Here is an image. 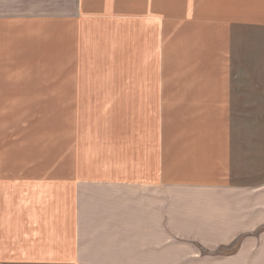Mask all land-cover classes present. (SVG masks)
<instances>
[{"label":"crops","instance_id":"crops-1","mask_svg":"<svg viewBox=\"0 0 264 264\" xmlns=\"http://www.w3.org/2000/svg\"><path fill=\"white\" fill-rule=\"evenodd\" d=\"M146 2L0 0V264H264V0Z\"/></svg>","mask_w":264,"mask_h":264},{"label":"rangeland","instance_id":"rangeland-1","mask_svg":"<svg viewBox=\"0 0 264 264\" xmlns=\"http://www.w3.org/2000/svg\"><path fill=\"white\" fill-rule=\"evenodd\" d=\"M149 1V0H148ZM151 5H148L146 0H139V14L143 11L144 13H147L150 9ZM22 48L21 46H17V54H16V69L15 75L16 77H37V76H55V69L54 68H35L31 67L33 65L38 64L35 61L27 60V54L19 52L18 49ZM35 54H31V57H34ZM38 56V55H36ZM26 57V58H25ZM17 109L23 110V109H30V110H44L47 109L49 111V114L54 112L57 107L63 108L64 110L72 109V102L64 101L58 102L54 100H37V99H24L23 97L17 96L16 101ZM30 114H35L33 111L29 112ZM82 114V113H81ZM83 115V114H82ZM85 120V118L81 117V124H86V122H82ZM236 120V119H235ZM234 120V121H235ZM239 121L246 122L247 118H238ZM263 120V118H262ZM237 122V120H236Z\"/></svg>","mask_w":264,"mask_h":264}]
</instances>
